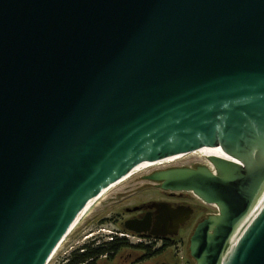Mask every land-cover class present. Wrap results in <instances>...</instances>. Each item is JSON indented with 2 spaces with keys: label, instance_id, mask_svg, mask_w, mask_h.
<instances>
[{
  "label": "water",
  "instance_id": "1",
  "mask_svg": "<svg viewBox=\"0 0 264 264\" xmlns=\"http://www.w3.org/2000/svg\"><path fill=\"white\" fill-rule=\"evenodd\" d=\"M203 147L214 172L155 177L219 209L191 256L264 264V0H0V264H47L104 190Z\"/></svg>",
  "mask_w": 264,
  "mask_h": 264
},
{
  "label": "flooded vegetation",
  "instance_id": "2",
  "mask_svg": "<svg viewBox=\"0 0 264 264\" xmlns=\"http://www.w3.org/2000/svg\"><path fill=\"white\" fill-rule=\"evenodd\" d=\"M154 164L160 163L158 162ZM166 164L206 165L175 166L166 169L151 167L154 170L143 177V180H148L151 183L142 184L138 188L154 187L160 192L162 198L158 200H146L132 206H127L123 208V213L121 214L118 213L116 215L102 218L98 224V230L102 234L100 233L96 236L94 232L88 233L85 237L86 242L73 250L69 256L63 257L60 261H64L65 259L67 260V264H70L72 254L76 250L80 249L81 252H84V246L88 244L94 247L101 245L105 246L106 243L113 241H121L127 243L128 246L115 253L105 252L97 257L89 258L85 264H113L125 251L139 254L134 264H145L156 260L159 261L160 258L164 257V255H166L171 249H180L182 246H185V241L182 235L186 231L191 232V236L189 237L190 251L191 237L198 225L208 219H214L218 216L219 209L215 204L205 202L192 191L164 190L162 188L163 181H158L155 177L172 169L197 170L200 167H207L214 172V167L208 166V164H214V161L180 160L166 162ZM125 194V197H130V195L133 194L132 189L127 190ZM185 211H189V215H186V213H184ZM162 217H164V222L159 225V221ZM131 225L141 231L137 232L127 227ZM122 234H126L127 236L122 237ZM129 256L132 257V254ZM158 264L169 263L161 260Z\"/></svg>",
  "mask_w": 264,
  "mask_h": 264
},
{
  "label": "rangeland",
  "instance_id": "3",
  "mask_svg": "<svg viewBox=\"0 0 264 264\" xmlns=\"http://www.w3.org/2000/svg\"><path fill=\"white\" fill-rule=\"evenodd\" d=\"M188 158V159H187ZM184 160H202L199 156H188ZM204 160V159H203ZM202 166L206 164H176L166 167H154L159 169L173 168L175 166ZM153 168L146 169L145 171H139L133 174L129 179L119 184L117 187L106 193L90 211L86 213L82 221L75 228V230L66 238L64 243L60 246L58 253L50 261L49 264H60L63 257L69 256L73 250L80 247L86 242L85 237L88 233L94 232L98 236L99 221L104 217L123 213V208L132 206L146 200H158L162 196L159 191L154 187L138 188L142 184H149L148 180H143L145 175H148ZM151 186V185H150ZM132 189V195L125 197V192ZM111 229V227H110ZM99 232V233H98ZM102 234V233H101ZM185 246L180 249H171L164 257H161L159 261L163 260L169 264H197L196 261L190 256L189 251V237L190 231H186L183 235ZM89 240V239H88ZM132 254V257L129 255ZM139 254L130 251H125L117 261L113 264H134ZM65 261V259H64ZM159 261H150L145 264H158Z\"/></svg>",
  "mask_w": 264,
  "mask_h": 264
},
{
  "label": "bare ground",
  "instance_id": "4",
  "mask_svg": "<svg viewBox=\"0 0 264 264\" xmlns=\"http://www.w3.org/2000/svg\"><path fill=\"white\" fill-rule=\"evenodd\" d=\"M206 148H209V147H203V148H200V149H197L193 152H190V153H185V154H179V155H175V156H171V157H168V158H165L161 161H159L160 164H154V163H149L148 165H145L143 167H137L135 168L134 170H131L129 173H127L120 181H118L116 184L112 185L111 187H109L108 189L104 190L101 195L93 200L89 205L88 207L79 215V217L75 220V222L72 224L70 230L68 231L67 235L65 236V238L70 235L74 230L75 228L79 225V223L82 221V219L84 218V216L86 215V213L88 211H90L92 209V207H94V205L106 194L108 193L110 190H112L113 188L117 187L119 184H121L122 182L126 181L127 179H129L133 174L139 172V171H145L146 169L148 168H151V167H166V166H171V165H176V164H166V162H172V161H180V160H184L185 158H187L188 156H196L197 157L199 156V159L202 158V160H210L207 156V153H206ZM188 159V158H187ZM155 163H158V162H155ZM165 163V164H163ZM208 166H211L213 167L212 164H208ZM215 170V169H214ZM264 206V198L262 199V201L259 203L258 207L256 208V210L254 212H252L250 214V222L253 220V218L258 214V212L261 210V208ZM65 238L62 240V242L65 240ZM62 242L57 246V248L55 249L54 253L52 254L50 261H52V259L55 257L57 251L59 250L60 248V245L62 244Z\"/></svg>",
  "mask_w": 264,
  "mask_h": 264
},
{
  "label": "trees",
  "instance_id": "5",
  "mask_svg": "<svg viewBox=\"0 0 264 264\" xmlns=\"http://www.w3.org/2000/svg\"><path fill=\"white\" fill-rule=\"evenodd\" d=\"M126 246H128L127 243L121 241L108 242L105 244V246L101 245L95 247L88 244L84 246V252H81L80 249H78L72 254L70 264H84L89 258L97 257L98 255H102L105 252L115 253L119 250H122Z\"/></svg>",
  "mask_w": 264,
  "mask_h": 264
},
{
  "label": "built area",
  "instance_id": "6",
  "mask_svg": "<svg viewBox=\"0 0 264 264\" xmlns=\"http://www.w3.org/2000/svg\"><path fill=\"white\" fill-rule=\"evenodd\" d=\"M123 236H127L126 234H122V237ZM50 262H48L47 264H49ZM60 264H67V260H65V261H63L62 263H60ZM85 264V263H84Z\"/></svg>",
  "mask_w": 264,
  "mask_h": 264
}]
</instances>
